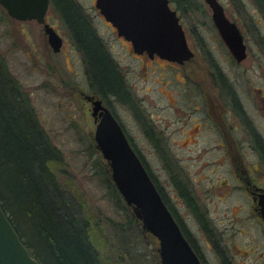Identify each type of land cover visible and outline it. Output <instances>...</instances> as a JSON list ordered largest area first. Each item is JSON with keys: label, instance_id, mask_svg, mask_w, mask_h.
Returning <instances> with one entry per match:
<instances>
[{"label": "rangeland", "instance_id": "obj_1", "mask_svg": "<svg viewBox=\"0 0 264 264\" xmlns=\"http://www.w3.org/2000/svg\"><path fill=\"white\" fill-rule=\"evenodd\" d=\"M75 1L82 6L126 81L130 103L116 96L107 101L157 184L167 195L176 196L167 162L170 159L175 163L174 168L182 166L183 178L191 180L202 210H208V221L226 231L228 237L221 244L228 248L234 264H264V257L258 256L264 254L263 230L252 217L251 201L241 191H232L224 198L226 194L212 188L218 178L223 182L232 176L226 171L228 165L225 168L213 164L214 159L223 158V153L214 148L213 130L205 119L207 114L212 116L210 105L215 103L232 111V121L242 126L240 115L234 112L232 96L226 92L230 89L255 125L261 130L264 126L260 97V90L264 91V13L255 0H221L247 44L248 57L240 65L219 37L205 0H187L179 15L195 55L178 67L159 58L152 62L147 56L137 57L132 44L107 23L96 0ZM177 4L172 3L176 10ZM47 16L64 37L63 52L53 51L42 24L16 20L0 5V58L59 151V160L52 165L55 178L88 223L107 264H161L159 239L143 228L126 204L111 178L108 161L97 147L93 105L81 95V89L93 94L83 55L51 6ZM196 107L200 111H195ZM203 108L206 111L202 112ZM202 120L205 124L200 128ZM192 126L201 129L197 137L191 134ZM171 132L174 141L168 142L165 137ZM185 134L190 138L184 144L178 138ZM244 136L241 129L238 137ZM243 144L239 147L246 154V165L264 186L263 167L257 155L260 153L256 146ZM218 194L223 195L222 199ZM238 202L244 211L230 209ZM249 216L252 220L246 219ZM236 229L247 231L245 235L236 234ZM204 248L211 264H218L215 253Z\"/></svg>", "mask_w": 264, "mask_h": 264}, {"label": "trees", "instance_id": "obj_2", "mask_svg": "<svg viewBox=\"0 0 264 264\" xmlns=\"http://www.w3.org/2000/svg\"><path fill=\"white\" fill-rule=\"evenodd\" d=\"M256 1L264 13V0ZM171 2L178 3L180 10L187 0ZM50 6L82 53L92 88L101 96L120 95L119 69L82 6L75 0H50ZM58 157L59 151L0 58V202L42 264H107L88 223L55 178L52 165Z\"/></svg>", "mask_w": 264, "mask_h": 264}, {"label": "water", "instance_id": "obj_3", "mask_svg": "<svg viewBox=\"0 0 264 264\" xmlns=\"http://www.w3.org/2000/svg\"><path fill=\"white\" fill-rule=\"evenodd\" d=\"M212 12L217 33L233 60L239 64L248 57L247 44L238 24L226 14L220 0H205ZM7 13L19 21L35 20L54 52L63 38L48 22L50 0H0ZM105 19L132 42L137 53L147 52L183 64L195 53L176 9L170 0H96ZM100 112L95 141L111 167L116 189L130 206L143 228L159 239L161 264H202L164 201L141 157L128 139L122 125L101 100L93 102V116ZM264 219V193L259 200ZM0 264H42L34 257L0 202Z\"/></svg>", "mask_w": 264, "mask_h": 264}, {"label": "flooded vegetation", "instance_id": "obj_4", "mask_svg": "<svg viewBox=\"0 0 264 264\" xmlns=\"http://www.w3.org/2000/svg\"><path fill=\"white\" fill-rule=\"evenodd\" d=\"M220 2L222 3L221 0H220ZM255 2L257 3L256 0H255ZM170 3L172 5L171 0H170ZM223 7H224V5H223ZM224 9H225V7H224ZM261 11L263 12L262 9H261ZM177 12L179 15V9H177ZM180 19H181V17H180ZM49 21L50 20H49L48 16H46V22L50 23ZM107 23L110 25V22L107 21ZM53 27L56 29L55 26H53ZM56 31L63 38V45H64V37L59 32V30L56 29ZM117 33H118V31H117ZM97 35H98V33H97ZM98 37L102 40V38L99 35H98ZM120 37H123V36H120ZM130 43L132 44V42H130ZM75 47H76V45H75ZM132 47H133V45H132ZM59 52H63V46ZM59 52H56V53H59ZM134 53L137 55V57H140V56L146 57L147 56L149 58V60L152 62H155L159 58L160 60H165V61L173 64L174 66L176 65L177 67L182 66L188 62V61H186L183 64H179L176 62H171L167 59H163V58L159 57L158 55H155L154 57H150L147 52L140 54V53H137L134 51ZM112 60L115 62V60L113 58H112ZM242 63H239V64L236 63V64L240 65ZM115 64H116V62H115ZM174 66H172V67H174ZM118 69H119V67H118ZM89 71L90 70H88L86 67L87 79L89 82V86H90L91 90L93 91V94L88 95L87 91L81 89V95L84 98H86L87 101L92 103V105H93L94 101L101 100L103 106L110 109L111 112L116 117V119L119 121L118 117L116 116V114L114 113V111L112 110V108L110 107V105L107 101V99L113 95H111V94L103 95V96L99 95L97 93V91H95L92 88V82L90 80L91 75H90ZM119 74L121 77V81L123 83V85H122L123 90L120 91V95H118L116 97L121 98L122 100L127 102V104H129L130 100H129V96H128V92H127V84H126V81L123 78V75L121 74L120 70H119ZM222 76L223 75H221L220 77L222 78ZM226 92L232 96L233 109H236V111H234V112H236V114L240 115L239 118L242 122V126H240L239 123L237 125L232 121V115H231L232 111H226L225 110L226 108H224L222 105H217L215 103H212V105H210V111L212 112V114H211L212 116H209L208 114L206 115V118H205L207 120L206 124L210 127L211 130H213L212 131L213 132V140H215L214 143H216V144H214L215 145L214 148H216L217 151H219L220 153H221V151L223 153L222 154L223 158L214 159L213 164L218 165V166L222 165L225 168L228 165L226 171L228 173H230L232 176V178H230L228 181L224 179L223 182H221V180L218 178L217 183L215 185H213L212 188L214 191L219 192L220 194L222 192L224 194H226L224 196V198L228 197L232 191L233 192L235 190L241 191L243 193V196L246 199H249L251 201V205L253 208V209L251 208L252 209L251 210L252 217L255 216V220H257L259 225H261V229L263 230V235H264V219L261 216L260 206H259L260 197L264 193V186L260 185L261 184L260 178L255 179L253 177V175H252L253 169L249 168L246 165V162H245L246 154L244 151H241V147H239V144L244 145L243 143L249 144L251 148L253 145L256 146V149L260 153L257 155L260 158V165L263 167L262 171L264 172V126L261 130L260 127L255 125L253 118H251V116L248 115L247 111L245 110L246 109L245 106L239 100V98L235 92L231 91L230 89H227ZM260 94H261L260 97L262 98V101L264 103V91L260 90ZM216 102H217V99H216ZM201 106L205 108L204 105H201ZM204 108L202 109V112L206 111V109L204 110ZM195 111H197V112L200 111V107H196ZM100 112L101 111H99V113L96 116H93V112H92V116L94 117V122L96 123V127H97L99 121L101 120ZM227 112H229L230 114L227 115L226 114ZM200 122H201L200 128H203V125L205 124V122L203 120ZM119 123H120V121H119ZM122 127L124 129L123 125H122ZM192 127H191V129H192L191 134H192V136L197 137V135L201 129L198 128V130H196L197 129L196 127H193V128ZM241 129L245 131V136L243 139H240L238 137V134L241 131ZM151 131H152V134L154 136L155 135L154 131L153 130H151ZM182 134H184L183 131H182ZM127 137H128V135H127ZM173 138L174 137H173L172 132L170 134H168V136L166 134L165 139L166 140L169 139L168 142L169 141L173 142L174 141ZM189 138H190V134H185L184 137H181L178 139L181 140V143L185 144V143H188L186 140ZM128 139L130 140L129 137H128ZM242 140H243V142H242ZM135 151L137 152V154L140 157H142L141 154L136 149H135ZM142 159H143V157H142ZM168 161L169 162H167V166L169 168L170 177L172 180V185H173L175 192H177V194H176V196H173V195L169 196V194L167 195L166 193H164V191L162 190V188L159 184H158V186L162 190L164 197L166 199L165 202H166L168 208L170 209V211L172 212L174 218L178 222V224H179V226L183 232L184 237L189 242V244L191 245L194 252L198 255L202 264H211V262L208 260V258L205 255L204 246L215 253V255L218 257V259H217L218 264H234L233 258H232V256H230V254L228 252V248L226 247V245L221 244V240L223 238H225L227 235L226 231L225 230L223 231L222 229H218L215 224L212 225V223L208 221L209 216L206 214L208 212V210H207V208H206V210H202L200 203H199L200 200H199L198 196H196L194 194L195 193L193 191L194 187L192 185L191 180H189L187 178L186 179L183 178V170L184 169L182 168V166H178V168L177 167L174 168L175 163L173 164V162L170 159ZM240 162H241V164H240ZM260 165H259V167H260ZM243 166H245V167H243ZM176 168H177V171H176L177 173L174 172V170H176ZM219 168L221 169V167H219ZM150 175H151L153 181L157 184V180H156L155 176H153L152 174H150ZM177 178H179V179L177 180ZM232 180H234V181L232 182ZM232 184H233V186H232ZM231 187H233V188H231ZM220 194H218L219 198L222 199L223 195H220ZM179 207H181V210H179ZM234 207H236L237 210H239V209H241L242 211L245 210L244 207L239 202L235 206H233V207L231 206L230 209L232 210V209H234ZM252 217L249 216L246 219L252 220ZM244 231L246 233L247 230H244ZM241 232H242L241 229H236L234 231V233H236V234L241 233ZM245 233H241V234L245 235ZM258 256L264 257V254L260 253Z\"/></svg>", "mask_w": 264, "mask_h": 264}]
</instances>
